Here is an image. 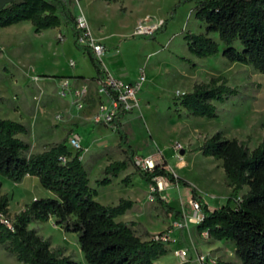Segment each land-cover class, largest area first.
Wrapping results in <instances>:
<instances>
[{
	"label": "rangeland",
	"instance_id": "rangeland-1",
	"mask_svg": "<svg viewBox=\"0 0 264 264\" xmlns=\"http://www.w3.org/2000/svg\"><path fill=\"white\" fill-rule=\"evenodd\" d=\"M179 1L71 0V4L76 17H86L91 35L106 46V52H110L102 58L107 68L119 70L128 80L138 78L141 71L147 75V81L139 91L140 106L125 121L129 142L141 153L137 156L147 153L156 156L166 169L189 180L202 198L205 195L211 199L214 194L220 197L224 191L229 197L242 198L249 187L234 190L222 161L204 156L199 147L218 131L228 138L245 141L249 150L262 141L264 74L250 65L229 61L222 52L200 58L189 51L185 36L205 32V24L195 17L193 2L178 5L175 17L156 39L137 36L153 34L170 17ZM141 24L147 28L143 33L140 32ZM57 30L49 28L38 33L27 24L17 29L0 28V46L16 43L14 48L7 46L5 51H0V117L27 125L28 134L21 137L30 142L32 152L47 149L65 138L68 143L70 136L77 133L84 147L81 155L91 185L98 190L96 199L106 205H116L121 198L135 199L137 206L118 220L138 219L139 232L145 227L170 231L169 241L177 245L175 256L169 254L156 264H164L167 259L180 264L175 252L182 247L190 252L185 264L198 262V246L217 261L242 264L233 243L202 237L197 230L199 223L190 220L194 214L190 188L174 182L171 188L160 193L164 200L183 213V219L164 210L151 192L150 184L135 172L136 155L135 162L117 180L109 185L97 184L104 176L105 166L112 160L126 158L127 153L118 146L117 131L110 124L97 122L94 118L102 102L96 88L86 96V106L79 109L75 97L61 96L58 83L47 74L55 70H72L93 81L91 76L96 73L89 55L76 46L73 29L63 22L58 36ZM210 35L220 42L216 33ZM220 48L222 50V44ZM218 75L226 76L229 85L240 91L227 101L217 103L218 117L191 116L185 108L178 105L179 109L176 108L179 94ZM128 174L132 175L131 183L126 185L122 179ZM0 182L1 193L10 197L13 216L20 213L34 196L42 198L48 193L35 176L14 182L0 175ZM176 220H181L183 226L175 227ZM30 227L50 239L53 250L70 255L79 264H89L81 251L78 234L56 225L54 218L45 222L33 221ZM0 264L23 263L0 245Z\"/></svg>",
	"mask_w": 264,
	"mask_h": 264
},
{
	"label": "trees",
	"instance_id": "trees-1",
	"mask_svg": "<svg viewBox=\"0 0 264 264\" xmlns=\"http://www.w3.org/2000/svg\"><path fill=\"white\" fill-rule=\"evenodd\" d=\"M186 2L194 3L195 17L205 24V32L185 36L190 52L200 58L222 52L229 61L250 65L264 74V0H180L153 34L137 36L156 39L175 17L177 6ZM21 21H30L38 33L65 22L73 29L76 46L92 61L96 70L92 79H100L106 73L94 49L80 43L83 30L77 25L71 0H10L0 8V27ZM210 33H216L220 42ZM239 93L237 87L229 85L226 76L218 75L179 94L175 104L177 109L178 106L185 108L188 115L216 118L219 116L217 103ZM124 116L125 113H120L111 125L115 126L118 146L125 150L127 157L110 161L103 170L104 176L97 180L98 185L111 184L113 178H118L135 162V155L141 154L129 142V133L122 122ZM22 134H28L25 123L0 117V175L14 182H21L27 175L35 176L52 196L36 198L13 216L10 197L1 193L0 182V245L6 252L23 264H79L70 255L53 250L51 240L30 227L33 221L45 222L51 218L64 230L78 234L81 251L89 264H154L169 252L171 241L156 240L147 230L140 233L136 221L117 220L134 206L132 199L121 198L116 205L102 204L96 199L98 190L91 185L82 152H73L66 138L47 149L32 152L30 142ZM199 150L204 156L222 161L234 190L249 187L241 199L229 197L223 206L210 209L189 180L164 166L152 171L136 166L135 172L150 185L154 183V176L166 175L190 188L192 198L201 203L203 212L197 230H207L211 238L233 243L242 264H264V137L249 150L245 141L228 138L218 131L206 138ZM131 177L128 174L122 181L129 185ZM154 194L167 213L184 218L158 192ZM217 264L232 262L221 260Z\"/></svg>",
	"mask_w": 264,
	"mask_h": 264
},
{
	"label": "built area",
	"instance_id": "built-area-1",
	"mask_svg": "<svg viewBox=\"0 0 264 264\" xmlns=\"http://www.w3.org/2000/svg\"><path fill=\"white\" fill-rule=\"evenodd\" d=\"M77 25L83 30L82 37L80 38V43L84 45H89L95 51V53L102 59L106 53V47L103 43L97 41L90 31L87 19L84 15H79L76 17ZM146 26L141 24L140 32L145 31ZM71 65L74 62L71 61ZM106 69V68H105ZM147 81V75L144 71L139 73V76L134 81H127L121 77H116L109 73L106 69V73L100 79H97V91L102 96V102L99 104L94 118L97 122L111 124L113 120L119 116L120 113L129 114L135 111L140 106L139 91L141 86ZM59 94L63 97L72 95L75 97L76 106L79 109H83L85 104V98L91 92V85L89 82H82L75 84L72 79H63L58 90ZM68 145L71 150L83 151L84 147L81 142V138L77 133H74L68 139ZM65 159V158H64ZM136 165L147 171H152L157 166H163L161 161L154 155H136ZM154 183L150 185L151 192L154 194L158 192L159 194L174 185V182L166 175H156L153 177ZM241 199L240 197L236 200ZM193 205L194 214L190 220H194L200 223L203 219V212L201 208V203L198 200L191 201ZM174 226L180 228L183 226L181 220H176ZM202 237L210 238L209 232L203 230L201 232ZM170 231H160L153 234V238L156 240L169 241ZM176 255L180 259V264H185L190 258V252L187 248H179L176 250ZM197 259L202 264H217V260L209 255V253H204L200 251L197 254Z\"/></svg>",
	"mask_w": 264,
	"mask_h": 264
},
{
	"label": "crops",
	"instance_id": "crops-1",
	"mask_svg": "<svg viewBox=\"0 0 264 264\" xmlns=\"http://www.w3.org/2000/svg\"><path fill=\"white\" fill-rule=\"evenodd\" d=\"M27 22H30V21H21V22H19V23H15V24H12V25H10V26H7V27H0V28H4V29H9V28H15V29H17V28H20V27H22V26H26V24L29 26V28H33L34 29V26L32 25V23L30 22V23H27ZM63 27V24L61 25V26H59V27H55V28H57L58 30H57V36L60 34V31H61V28ZM35 30V29H34ZM43 31H45V30H43ZM43 31H41V33L43 32ZM66 38V37H65ZM65 38H64V40H65ZM64 40H63V42H64ZM97 40V39H96ZM98 41V40H97ZM62 42V43H63ZM7 46H10V47H15L16 46V43H11V44H9V45H6V46H0L1 47V50L0 51H5V47H7ZM84 54H86V53H84ZM105 55H110V52L109 51H107L106 53H105ZM103 58V57H102ZM104 62V61H103ZM104 66H105V68L107 69V71H109V73L110 74H112V75H114V76H116V77H121V78H123V79H125V80H127V81H134V80H136V79H134V80H128L127 78H125L124 76H122L121 75V73H120V71L118 70L117 72L116 71H113V70H111V69H109V68H107V66L104 64ZM49 76H51V78L50 79H52V80H54V81H56L57 83H58V85H59V87H60V85H61V82H62V80L63 79H66V78H70V79H72L73 80V82L74 83H76V84H79V83H82V82H89L90 83V85H91V89L93 88V89H95V88H97V80L95 79V80H93V81H90L91 79H88L89 77L87 76V75H85V74H83V73H79V72H77V71H69V72H66V71H63V70H55V71H53V72H51V73H47ZM96 75V73L94 74V75H92L91 77H93V76H95ZM37 79L39 78V76L38 77H36ZM45 79H49V78H45ZM92 91V90H91ZM131 115H133V113H129V114H126L123 118H122V122H123V124H124V127H125V129H126V124H125V121H126V119L128 118V117H130ZM110 127L113 129V130H116V128H115V126H113V125H111L110 124ZM135 148H137V147H135ZM148 154H151V153H147L146 155H148ZM81 158H82V155H81ZM109 164V163H108ZM128 170V169H127ZM125 172V171H124ZM122 174V173H121ZM120 177V176H119ZM118 177V178H119ZM28 178H31V176L30 175H27L24 179H28ZM118 178H113V181L114 180H117ZM142 182H144L146 185H147V183L145 182V181H143L142 180ZM46 196L45 197H48V196H52V193L50 192V191H48V193L46 192V194H45ZM202 196H204L203 198H204V200H205V202L208 204V206H209V208L210 209H215V208H218V207H221V206H223L224 204H226L227 203V201H228V199H229V196L227 195V194H225V191L223 192V195H221L220 197L218 196V194L216 195V194H214L213 195V198H211V199H209V198H207L205 195H202ZM36 198H38L37 196H34V198H33V200H35ZM32 200V201H33ZM133 201H134V206L131 208V209H129L125 214H123V215H121L122 217L124 216V215H126V214H128V212L130 211V210H132V209H134L136 206H137V202H136V200L135 199H132ZM31 201V202H32ZM30 202V203H31ZM26 207V206H25ZM25 207H24V209H25ZM121 216H119L118 218H120ZM118 218H117V220H118ZM138 219H135V218H131V219H129V220H122V221H137ZM137 222H139V221H137ZM145 230H147V231H149L150 232V234L152 235V234H155V233H157V232H160V231H162L163 230V228H161V229H157V230H150V229H148V228H146L145 227ZM145 230H143V231H145ZM143 231L142 232H140V233H143ZM147 238V236H144V239H146ZM220 241H223V240H220ZM169 252L166 254V255H163V256H161L159 259H157L155 262H154V264H156L158 261H160L161 260V258L163 257H167V256H169V254H172V256H175V254H174V248H176L177 247V245L176 244H170L169 246ZM198 250L199 251H201L202 250V248L200 247V246H198ZM199 262V261H198ZM194 262L193 264H202L201 262ZM164 264H179V263H174V262H172L171 260H169V259H167L166 260V262H164Z\"/></svg>",
	"mask_w": 264,
	"mask_h": 264
},
{
	"label": "water",
	"instance_id": "water-1",
	"mask_svg": "<svg viewBox=\"0 0 264 264\" xmlns=\"http://www.w3.org/2000/svg\"><path fill=\"white\" fill-rule=\"evenodd\" d=\"M8 1L10 0H0V8L4 6ZM182 153H184V150H182Z\"/></svg>",
	"mask_w": 264,
	"mask_h": 264
}]
</instances>
